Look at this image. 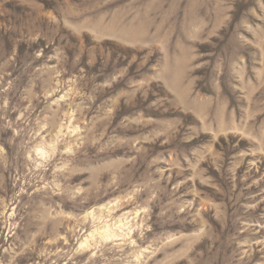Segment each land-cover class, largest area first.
Masks as SVG:
<instances>
[{
  "label": "rangeland",
  "instance_id": "374dc122",
  "mask_svg": "<svg viewBox=\"0 0 264 264\" xmlns=\"http://www.w3.org/2000/svg\"><path fill=\"white\" fill-rule=\"evenodd\" d=\"M0 264H264V0H0Z\"/></svg>",
  "mask_w": 264,
  "mask_h": 264
}]
</instances>
